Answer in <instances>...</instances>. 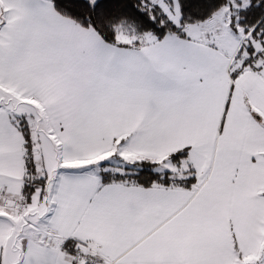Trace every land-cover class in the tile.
Here are the masks:
<instances>
[{"label":"snow or ice","instance_id":"1","mask_svg":"<svg viewBox=\"0 0 264 264\" xmlns=\"http://www.w3.org/2000/svg\"><path fill=\"white\" fill-rule=\"evenodd\" d=\"M0 264H264V0H0Z\"/></svg>","mask_w":264,"mask_h":264}]
</instances>
